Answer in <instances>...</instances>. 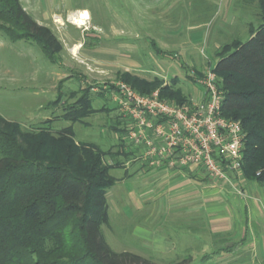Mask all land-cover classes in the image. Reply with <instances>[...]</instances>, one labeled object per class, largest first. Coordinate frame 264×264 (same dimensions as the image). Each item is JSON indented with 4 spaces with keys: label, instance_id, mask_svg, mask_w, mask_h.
I'll return each instance as SVG.
<instances>
[{
    "label": "rangeland",
    "instance_id": "obj_1",
    "mask_svg": "<svg viewBox=\"0 0 264 264\" xmlns=\"http://www.w3.org/2000/svg\"><path fill=\"white\" fill-rule=\"evenodd\" d=\"M19 1L37 24L51 29L65 49L55 56L53 64L35 41L12 42L0 31V116L30 130L46 127L43 122L54 120L52 128L71 126L76 143H92L104 152H116L124 136L111 128L117 112L101 92L102 86L121 81L119 74L129 71L146 78L158 76L163 83L176 78L177 87L195 98L201 89L187 77H202L215 65L223 46L246 42L260 25L257 0ZM82 10L90 19L77 28L70 17ZM70 41L75 42L70 46L72 52L66 49ZM151 44L161 53H155ZM57 78L62 80L59 88ZM86 87L91 107L98 110L105 106L106 110L73 124L62 119L63 112L83 97L81 89ZM110 161L105 157L104 163L112 165ZM130 164V168L136 165ZM109 173L116 183L106 191L108 225L101 231L112 251L140 252L154 264H170L200 246L193 239L194 231L188 229L196 228V221L190 220L200 213L185 217L182 208L164 211L167 192L179 181L158 184L142 173L123 178L122 168ZM157 195L156 202L163 210L157 217H147L146 210L139 209L138 200L151 201ZM209 233L207 226L199 231L208 245ZM152 234L173 242L176 248L165 254L151 250ZM254 244V248L238 250L236 246L221 251L225 243L214 242L216 249L205 247L206 255L194 250L192 264H264L263 236L259 235Z\"/></svg>",
    "mask_w": 264,
    "mask_h": 264
},
{
    "label": "trees",
    "instance_id": "obj_2",
    "mask_svg": "<svg viewBox=\"0 0 264 264\" xmlns=\"http://www.w3.org/2000/svg\"><path fill=\"white\" fill-rule=\"evenodd\" d=\"M257 1L260 25L246 42L223 46L212 71L223 92L222 115L238 121L245 135L240 172L264 190V0ZM0 31L12 42L35 41L53 64L63 50L51 29L37 24L19 0H0ZM118 80L142 95L157 90L160 99L188 101L176 78L164 85L158 76L124 71ZM81 91L83 97L63 112L62 119L71 124L106 110L91 107L88 87ZM53 121L30 130L0 116V264H154L133 253L112 251L101 231L108 225L106 191L116 183L109 172L123 168L133 152L125 150L123 140L116 152L76 143L71 126L54 130ZM123 122L116 117L111 127L121 136ZM105 157L113 164L104 163ZM191 259L170 264H192Z\"/></svg>",
    "mask_w": 264,
    "mask_h": 264
},
{
    "label": "built area",
    "instance_id": "obj_3",
    "mask_svg": "<svg viewBox=\"0 0 264 264\" xmlns=\"http://www.w3.org/2000/svg\"><path fill=\"white\" fill-rule=\"evenodd\" d=\"M194 80L201 96L180 104L160 99L157 90L142 95L121 81L101 92L125 122V150L133 152L129 162L165 171L193 167L224 181L240 172L245 135L238 121L222 115L223 92L212 68Z\"/></svg>",
    "mask_w": 264,
    "mask_h": 264
},
{
    "label": "crops",
    "instance_id": "obj_4",
    "mask_svg": "<svg viewBox=\"0 0 264 264\" xmlns=\"http://www.w3.org/2000/svg\"><path fill=\"white\" fill-rule=\"evenodd\" d=\"M76 17L77 13L75 16H71L70 19H75ZM73 45L75 46V42L70 41V45L66 49L72 52L73 49L71 47ZM62 46L65 49V45ZM60 80L61 78L58 79V81ZM194 95H196L194 96L195 98L193 96L189 97L197 99L201 96V92L197 90ZM116 117L123 121L118 113ZM53 129L60 130L57 128ZM127 162L124 163L122 168L124 169L123 178H131L142 173L147 174L146 179H149L150 182H157L158 184H165L175 180L179 181L176 185L169 188L164 211L182 208L184 211L181 212L186 215L185 217H189L190 213H200V217L196 215V218L191 217L190 220V223L196 221V228L188 227L190 232L191 230L194 231V236L197 235L196 238L193 236L197 243L196 246L200 244V246L194 248L197 253L203 252L207 246L212 248V250L216 249L214 242L225 243L221 251L224 249L228 251L229 248L231 250L236 248V246L238 250H242L244 247L254 248L256 247L254 242L259 239V235L263 236L264 239V190L256 182L246 181L241 172L230 173L226 180L217 181L206 177L204 173L193 167L184 171H165L148 168L139 163L130 168L131 162ZM158 200V195L152 198L151 201L144 200V198L138 200L139 209L146 210L145 214L147 217H157L160 214L159 212L163 210L162 206L156 202ZM145 206L148 207V210L145 209ZM185 222H188V220L186 219ZM206 226L210 231V245H208L209 242L206 243L207 240L205 241L204 235L201 236L199 234V231ZM168 239L171 241L170 238ZM149 241L152 242L151 250L160 251L163 254L176 248L173 242H167L168 240L159 238L156 234H152ZM186 250L185 254H188L189 247ZM194 250L191 253H194ZM129 253L136 254L134 252ZM138 253L136 255L142 257V254ZM191 253L187 256H191ZM203 253L205 254V252Z\"/></svg>",
    "mask_w": 264,
    "mask_h": 264
},
{
    "label": "bare ground",
    "instance_id": "obj_5",
    "mask_svg": "<svg viewBox=\"0 0 264 264\" xmlns=\"http://www.w3.org/2000/svg\"><path fill=\"white\" fill-rule=\"evenodd\" d=\"M89 18V14L87 13V11H80L77 12V17L75 19H72V23L79 27V26H84L85 22L88 21Z\"/></svg>",
    "mask_w": 264,
    "mask_h": 264
}]
</instances>
